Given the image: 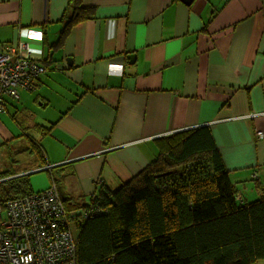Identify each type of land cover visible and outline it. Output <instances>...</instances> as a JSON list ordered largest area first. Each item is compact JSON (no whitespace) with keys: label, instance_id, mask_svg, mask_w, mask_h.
I'll return each instance as SVG.
<instances>
[{"label":"crops","instance_id":"1","mask_svg":"<svg viewBox=\"0 0 264 264\" xmlns=\"http://www.w3.org/2000/svg\"><path fill=\"white\" fill-rule=\"evenodd\" d=\"M68 2L0 0V46L22 34L29 61L50 62L28 77L32 86L40 75L35 91L20 87V99L0 107V155H19L33 190L65 166L68 192L87 204L151 163L156 139L208 125L242 201L261 197L264 0H84L96 16L55 45ZM27 28L43 39L28 38Z\"/></svg>","mask_w":264,"mask_h":264},{"label":"trees","instance_id":"2","mask_svg":"<svg viewBox=\"0 0 264 264\" xmlns=\"http://www.w3.org/2000/svg\"><path fill=\"white\" fill-rule=\"evenodd\" d=\"M95 16L96 8L84 5V0H69L55 45L61 44L80 22ZM48 59L39 60L44 74L50 66ZM40 75L32 87L17 86V96L5 94L3 103L6 104L8 97L19 100L20 87L35 91ZM23 110L27 114L32 112L28 107ZM23 131L25 127L18 136L27 143ZM16 139L7 145L16 143ZM156 141L159 152L151 163L114 190L102 188L87 204L66 188L65 176L72 170L63 166L50 172L54 180L50 186H56L66 210L77 212L68 216L75 221L76 264L264 261V193L252 201L238 198V188L210 126L174 132ZM29 148L41 167L45 166L43 150L35 144ZM5 152L12 151L5 150L0 155L3 208L8 201L28 197L36 191L31 176L20 174L27 170L24 164L14 163L19 155L5 161ZM4 211L8 216L6 207Z\"/></svg>","mask_w":264,"mask_h":264},{"label":"built area","instance_id":"3","mask_svg":"<svg viewBox=\"0 0 264 264\" xmlns=\"http://www.w3.org/2000/svg\"><path fill=\"white\" fill-rule=\"evenodd\" d=\"M26 30L28 38L43 39L42 32ZM20 37L17 43L0 46V107L5 94L17 96V86L32 87L28 77L44 71L38 59L29 61L34 51ZM5 207L0 204V264H76V238L68 218L72 213L67 212L55 185L10 200ZM7 225L23 227L24 235L14 236Z\"/></svg>","mask_w":264,"mask_h":264},{"label":"rangeland","instance_id":"4","mask_svg":"<svg viewBox=\"0 0 264 264\" xmlns=\"http://www.w3.org/2000/svg\"><path fill=\"white\" fill-rule=\"evenodd\" d=\"M11 96H14L13 94H11ZM14 156H15V153H14V151H12V152H10L9 154H7L6 152H5V157H4V160L5 161H8V159H12L13 160V158H14ZM51 166H47V167H45V168H50ZM50 184H51V182L49 183V185L48 186H50ZM47 186V187H48ZM46 188V187H45ZM45 188H42V189H45ZM36 191H38V190H41V189H35ZM60 196V195H59ZM65 206V205H64ZM69 214L70 213H72L73 214V212L71 211V212H69V211H67ZM0 215H1V211H0ZM75 224V221L73 220V219H71V225H72V227L74 226V224ZM6 227H8L10 230H11V233H13V235L14 236H17V237H19V236H21V235H24V233L22 232V230H23V227H18V226H11V225H7ZM4 230V227H2V231ZM257 264H264V261H259Z\"/></svg>","mask_w":264,"mask_h":264},{"label":"water","instance_id":"5","mask_svg":"<svg viewBox=\"0 0 264 264\" xmlns=\"http://www.w3.org/2000/svg\"><path fill=\"white\" fill-rule=\"evenodd\" d=\"M184 3H186V4H191V2L193 1V0H182ZM135 57H136V55L135 54H130L129 55V58L131 59V62H134L135 61ZM39 171V170H38Z\"/></svg>","mask_w":264,"mask_h":264}]
</instances>
